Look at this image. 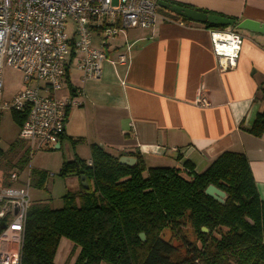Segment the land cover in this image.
I'll list each match as a JSON object with an SVG mask.
<instances>
[{
  "label": "crops",
  "instance_id": "1",
  "mask_svg": "<svg viewBox=\"0 0 264 264\" xmlns=\"http://www.w3.org/2000/svg\"><path fill=\"white\" fill-rule=\"evenodd\" d=\"M169 1L232 17L235 23L251 19L264 24V0ZM158 13L151 27L128 28L108 40L99 77L84 78L71 59L58 92L69 101L63 137L36 151L23 170L14 169V186L21 176L29 178L31 168L45 170L31 164L39 151L58 150L60 168L75 157L88 161L93 143L114 155L138 152L147 167L182 169L188 162L196 173L221 152L233 151L246 156L264 202V132L259 137L249 132L264 108L255 99L264 83V33L236 29L242 43L235 66L221 68L210 29ZM200 98L207 103H199ZM69 137L82 140L72 144ZM66 178L76 191L81 181Z\"/></svg>",
  "mask_w": 264,
  "mask_h": 264
},
{
  "label": "trees",
  "instance_id": "2",
  "mask_svg": "<svg viewBox=\"0 0 264 264\" xmlns=\"http://www.w3.org/2000/svg\"><path fill=\"white\" fill-rule=\"evenodd\" d=\"M157 10L189 21L160 6ZM202 24L210 30L227 27ZM258 94L255 99L264 102V83ZM10 117L19 129L26 110H11ZM249 132L257 137L264 132V108ZM70 140L75 144L82 139ZM89 150L88 161H63L56 173L78 180L84 176L87 186L65 192L60 208L37 201L27 209L20 264H57L61 238L78 249L73 264H264V202L244 154L223 151L196 173L188 162L182 169L147 167L138 152L114 155L93 143ZM123 155L136 162L120 163ZM28 162L25 141L18 136L5 151L0 149V187L9 186L10 172L23 170ZM47 176V171L31 168L30 186L43 188ZM210 184L225 193L224 203L204 192ZM164 231L169 232L167 240ZM173 239L181 245H173Z\"/></svg>",
  "mask_w": 264,
  "mask_h": 264
},
{
  "label": "built area",
  "instance_id": "3",
  "mask_svg": "<svg viewBox=\"0 0 264 264\" xmlns=\"http://www.w3.org/2000/svg\"><path fill=\"white\" fill-rule=\"evenodd\" d=\"M156 0H0V118L23 112L18 130L28 158L63 136L68 100L58 96L71 59L84 78L100 76L108 40L128 28H148L159 18ZM75 23L69 35L66 21ZM222 68L235 66L242 36L232 26L210 30ZM20 74V88L4 97V71ZM206 104V98L198 100ZM69 109V107H68ZM0 187V264H20L23 224L31 205L29 178L19 186L18 171Z\"/></svg>",
  "mask_w": 264,
  "mask_h": 264
},
{
  "label": "rangeland",
  "instance_id": "4",
  "mask_svg": "<svg viewBox=\"0 0 264 264\" xmlns=\"http://www.w3.org/2000/svg\"><path fill=\"white\" fill-rule=\"evenodd\" d=\"M74 28L75 23L68 18L65 31L69 35H72ZM20 87V74L13 68L6 67L4 71V97L6 98L10 96ZM18 130V126L10 117V112L5 111L0 118V145L2 148H6L9 143L17 137ZM57 151L58 150L52 152L39 151L34 155L33 159H31L32 165L45 169L49 176H47L44 187L41 189L35 188V190L32 189L34 188L32 187L29 190V196L32 197V199L41 198L35 199L36 202L42 200L39 202L47 203L51 208H60L62 206V195L67 191L73 190L71 180L61 178L56 174L60 164V157L57 156ZM35 152L36 150L33 151V154ZM21 179L22 181H20L19 184H22L27 180V178L23 179V176H21ZM164 239H169V232L164 231ZM171 242L175 246L181 245V241L177 239H173ZM77 253V248H74L65 238H61L56 250L54 261L59 264H73ZM100 264L105 263L101 262Z\"/></svg>",
  "mask_w": 264,
  "mask_h": 264
},
{
  "label": "water",
  "instance_id": "5",
  "mask_svg": "<svg viewBox=\"0 0 264 264\" xmlns=\"http://www.w3.org/2000/svg\"><path fill=\"white\" fill-rule=\"evenodd\" d=\"M157 5L189 21L198 23H208L211 25L233 26L235 29L264 33V24L251 19H243L242 21L235 23V20L229 19L221 15L202 12L165 0H158ZM55 148H57V146H55ZM119 162L122 164L132 165L136 162V158L123 155L119 157ZM80 180L83 186H87V182L84 176L80 177ZM204 192L216 201L224 203L225 193L214 185H208ZM202 230L207 231V229L204 227H202ZM139 236L142 240H144L143 233H140Z\"/></svg>",
  "mask_w": 264,
  "mask_h": 264
}]
</instances>
